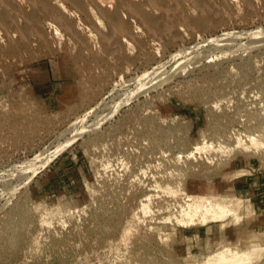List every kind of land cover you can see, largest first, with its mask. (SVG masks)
<instances>
[{
  "label": "rangeland",
  "instance_id": "rangeland-1",
  "mask_svg": "<svg viewBox=\"0 0 264 264\" xmlns=\"http://www.w3.org/2000/svg\"><path fill=\"white\" fill-rule=\"evenodd\" d=\"M90 1L0 5V264H264V0Z\"/></svg>",
  "mask_w": 264,
  "mask_h": 264
},
{
  "label": "bare ground",
  "instance_id": "bare-ground-1",
  "mask_svg": "<svg viewBox=\"0 0 264 264\" xmlns=\"http://www.w3.org/2000/svg\"><path fill=\"white\" fill-rule=\"evenodd\" d=\"M6 0H0V5L4 4ZM13 1H18V0H13ZM24 2H30L31 0H22ZM47 4H49L48 6H50L51 8H55V6L58 5L57 0H44ZM89 1V0H88ZM105 1V0H104ZM108 1V0H107ZM113 5H112V13H113V19L115 21H120V10H126L128 13H130V16L133 14L134 16H144L145 18H149L151 13H157L160 16L165 17L166 16V9L164 8L163 5H165L167 3V1H169V3L171 2V0H110ZM173 1V0H172ZM43 2V1H42ZM90 2H92V7L90 9L85 8L84 12L86 13V15H90L93 14L95 11L97 12H103L101 9L102 4H101V0H91ZM89 2V3H90ZM111 3V4H112ZM6 4V3H5ZM60 4V3H59ZM174 4V2H173ZM172 5V4H171ZM177 5V3H176ZM175 5V6H176ZM173 6V5H172ZM72 7V6H71ZM109 7V6H108ZM178 7V6H177ZM104 8V7H103ZM18 9V8H17ZM49 8H47L46 10H48ZM111 9V7H110ZM177 11V10H176ZM46 12V11H45ZM78 12V11H77ZM178 12V11H177ZM174 13L176 14V12L174 11ZM55 14V13H54ZM158 15V16H159ZM135 16V17H136ZM172 16V15H170ZM52 17V16H51ZM105 16H103L102 18H104ZM132 17V16H131ZM156 17V16H155ZM167 17V16H166ZM63 18V17H62ZM158 18V17H156ZM55 19H57L58 21H60V19L57 17H55ZM138 19V18H137ZM160 19V18H159ZM165 19V18H164ZM53 21V20H52ZM140 21V20H139ZM138 21V22H139ZM165 21L167 22L168 20L165 19ZM107 22V21H106ZM165 22V23H166ZM61 23V21H60ZM122 23V22H121ZM141 24V23H140ZM100 25V24H99ZM108 25V23H107ZM106 25V26H107ZM60 26V24H59ZM116 26V25H115ZM120 26V24H119ZM109 27V26H108ZM106 28V27H105ZM110 28V27H109ZM121 28V26H120ZM69 29V28H68ZM63 30V29H62ZM108 30V29H107ZM111 30V28H110ZM68 32V30H67ZM58 33V32H57ZM71 35V34H70ZM69 35V36H70ZM72 39V38H71ZM117 104V103H116ZM121 104V103H120ZM116 106V105H115ZM121 106V105H120ZM120 108V107H119ZM116 109H118V107L116 106ZM113 110H111L112 112ZM115 112V110H114ZM110 114H113L110 113ZM108 116V115H107ZM110 116V115H109ZM108 116V117H109ZM106 117H104L105 119ZM102 119V118H101ZM76 133V132H75ZM74 133V134H75ZM73 137V136H72ZM75 137V136H74ZM240 137V136H239ZM73 139V138H72ZM240 139V138H238ZM250 141H252V139H249ZM70 141V140H69ZM241 141V140H240ZM245 141V140H244ZM243 141V142H244ZM67 142V141H66ZM239 142V141H238ZM241 142V144L243 143ZM237 143V142H236ZM239 144V143H237ZM243 145V144H242ZM56 153V152H55ZM56 156V155H55ZM47 159V158H46ZM50 161V160H49ZM32 167V166H31ZM240 202V201H239ZM185 206V218L183 219V221L186 222V224H197V223H201L204 224L206 223L208 220H213V219H217L220 217V215L217 213H224L225 212V207L219 206L218 204H212L209 200V198L204 197V196H198V198L190 203H186L184 204ZM238 206V205H237ZM142 208H144V206H141ZM199 215V219L196 220V216ZM222 218V217H221ZM225 261V260H224ZM227 261V260H226ZM231 261V260H230ZM229 261V262H230Z\"/></svg>",
  "mask_w": 264,
  "mask_h": 264
},
{
  "label": "built area",
  "instance_id": "built-area-1",
  "mask_svg": "<svg viewBox=\"0 0 264 264\" xmlns=\"http://www.w3.org/2000/svg\"><path fill=\"white\" fill-rule=\"evenodd\" d=\"M262 188H264V186H262ZM259 202H264V189H262L260 195H259Z\"/></svg>",
  "mask_w": 264,
  "mask_h": 264
}]
</instances>
